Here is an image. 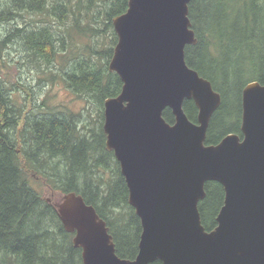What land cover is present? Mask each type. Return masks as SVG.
Returning a JSON list of instances; mask_svg holds the SVG:
<instances>
[{
    "label": "trees",
    "instance_id": "trees-1",
    "mask_svg": "<svg viewBox=\"0 0 264 264\" xmlns=\"http://www.w3.org/2000/svg\"><path fill=\"white\" fill-rule=\"evenodd\" d=\"M126 10L127 0H4L1 5L0 23L29 15L37 24L29 31L14 28L13 37L21 39L43 81L59 78L100 122H94L96 130L82 119L78 128L73 114L51 112L47 97L41 103L45 110L37 106L24 113L0 80V264H82L73 234L63 229L36 176L57 196L81 195L105 222L119 258L133 260L137 254L140 221L128 205L125 180L113 153L104 148L102 131L103 102L117 97L122 87L108 70L117 42L112 19ZM188 19L196 44L185 46V63L220 96L205 145H216L228 134L241 137L242 90L251 82L264 84V0H189ZM182 108L196 123L193 101L185 100ZM162 117L173 124L169 109ZM51 176L56 177L52 182ZM204 192L198 212L211 231L224 191L207 182Z\"/></svg>",
    "mask_w": 264,
    "mask_h": 264
},
{
    "label": "water",
    "instance_id": "water-1",
    "mask_svg": "<svg viewBox=\"0 0 264 264\" xmlns=\"http://www.w3.org/2000/svg\"><path fill=\"white\" fill-rule=\"evenodd\" d=\"M188 3L127 0L112 19L117 42L108 70L122 87L103 102L104 148L119 164L141 233L135 258H119L95 209L74 192L59 195L54 206L82 264H264V84L242 90L241 137L205 145L220 96L185 63V46L196 44ZM185 100L197 109L196 123ZM207 182L224 191L211 231L198 212Z\"/></svg>",
    "mask_w": 264,
    "mask_h": 264
},
{
    "label": "rangeland",
    "instance_id": "rangeland-1",
    "mask_svg": "<svg viewBox=\"0 0 264 264\" xmlns=\"http://www.w3.org/2000/svg\"><path fill=\"white\" fill-rule=\"evenodd\" d=\"M4 4V0H0L1 5ZM4 8V7H3ZM33 18L29 15H24L23 20L15 18L9 22L0 23V42L6 40V43L1 45L0 51V80L3 82L6 89L10 92L17 107H21L24 113H28L29 110H35V107L41 106V103L46 100V105L51 112H62L65 114H73L75 122H78L77 127L81 128L82 121L87 120L89 128H95L98 130V124L95 121H99L96 112L91 106H87L83 100L77 98L58 78L52 83L43 81L44 75H40L37 70V63L32 62L27 55L28 51L22 46L21 39L14 38V28H24L29 31L37 24L30 23ZM32 26V28H31ZM43 69H45L43 67ZM54 75H58L56 70L52 71ZM42 78L41 82H38V78ZM88 111H85V108ZM45 110V107H42ZM89 113V117L87 114ZM56 177L51 176L48 178L50 182L55 180ZM36 179L40 181L39 190L48 201L55 202L58 196L54 193L47 191V188L43 186V178ZM53 199V200H52Z\"/></svg>",
    "mask_w": 264,
    "mask_h": 264
},
{
    "label": "flooded vegetation",
    "instance_id": "flooded-vegetation-1",
    "mask_svg": "<svg viewBox=\"0 0 264 264\" xmlns=\"http://www.w3.org/2000/svg\"><path fill=\"white\" fill-rule=\"evenodd\" d=\"M104 143H105V141H104Z\"/></svg>",
    "mask_w": 264,
    "mask_h": 264
}]
</instances>
